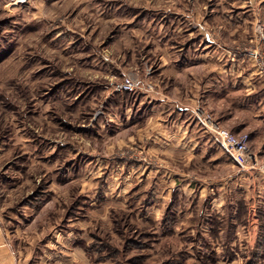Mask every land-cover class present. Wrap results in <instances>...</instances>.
Masks as SVG:
<instances>
[{
	"label": "crops",
	"instance_id": "obj_1",
	"mask_svg": "<svg viewBox=\"0 0 264 264\" xmlns=\"http://www.w3.org/2000/svg\"><path fill=\"white\" fill-rule=\"evenodd\" d=\"M263 6L190 0L170 21L143 13L118 27L109 44L124 36V49L61 92L93 139L84 154L107 164L91 179L107 181L108 205L97 213L101 195L86 206L83 185L54 218L13 199L22 181L0 175V264H264V29L246 23ZM124 79L137 88L118 91ZM195 107L234 133L251 128L255 167L240 168ZM58 147L49 157L67 158ZM250 212L261 218L253 234Z\"/></svg>",
	"mask_w": 264,
	"mask_h": 264
},
{
	"label": "rangeland",
	"instance_id": "obj_2",
	"mask_svg": "<svg viewBox=\"0 0 264 264\" xmlns=\"http://www.w3.org/2000/svg\"><path fill=\"white\" fill-rule=\"evenodd\" d=\"M189 2L0 0V175L22 181L14 187L13 199L30 203L38 210L43 207V212L55 210L53 216L56 218L62 208L74 210L76 197L83 193L79 190L84 185L86 206L91 198L99 203L101 195H106L102 209L97 210L103 213L109 198L103 192L107 181L91 179V175L102 170L103 163L106 167L107 164L93 165L90 154H84L91 148L93 139L82 132L86 122L79 120L77 110L80 107L72 112L64 110L66 99L62 89L66 90L67 83H77L78 74L92 71V62L106 65L104 62L111 60L112 54H118V47L124 49V36H116V44L115 41L109 44L118 27L124 29L129 25L127 21L143 13L150 15L151 22L170 21L168 15L187 7ZM261 9L260 17L254 15L246 23L264 29V6ZM103 45L107 47L105 52ZM258 57L263 63L264 53L260 52ZM250 131L248 128L252 138ZM55 145H61L68 157L51 159L49 156L55 153ZM61 149L58 147L56 153ZM259 150L264 151V147ZM67 172V180L65 176L56 179L59 173ZM78 173L84 176L78 178ZM123 198L120 196L121 201ZM114 199L111 204L119 205V199L117 202ZM117 215L123 217L120 213ZM260 221L259 217V226ZM104 230L109 233L108 228Z\"/></svg>",
	"mask_w": 264,
	"mask_h": 264
},
{
	"label": "built area",
	"instance_id": "obj_3",
	"mask_svg": "<svg viewBox=\"0 0 264 264\" xmlns=\"http://www.w3.org/2000/svg\"><path fill=\"white\" fill-rule=\"evenodd\" d=\"M260 36L263 35L260 32ZM137 83L130 79H124L116 85L118 91H134ZM194 114L197 120L210 132L215 139L221 144L227 153L242 169H252L256 165V155L249 144L248 133H234L229 129L218 125L209 113L200 110L199 107L194 108ZM258 215L250 212L247 218V227L251 234L258 229Z\"/></svg>",
	"mask_w": 264,
	"mask_h": 264
}]
</instances>
